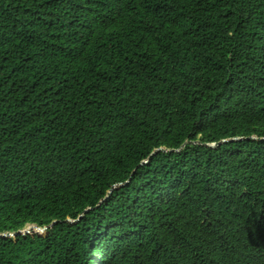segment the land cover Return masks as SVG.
I'll return each mask as SVG.
<instances>
[{
    "label": "trees",
    "instance_id": "1",
    "mask_svg": "<svg viewBox=\"0 0 264 264\" xmlns=\"http://www.w3.org/2000/svg\"><path fill=\"white\" fill-rule=\"evenodd\" d=\"M27 224L0 264H264V0H0V234Z\"/></svg>",
    "mask_w": 264,
    "mask_h": 264
},
{
    "label": "water",
    "instance_id": "2",
    "mask_svg": "<svg viewBox=\"0 0 264 264\" xmlns=\"http://www.w3.org/2000/svg\"><path fill=\"white\" fill-rule=\"evenodd\" d=\"M186 143V142H185ZM184 143V144H185ZM220 142H217V143H212V144H210L211 146H216V145H218ZM183 144V145H184ZM182 145V146H183ZM67 220H69V219H67ZM56 221H53L49 226H51L53 223H55ZM33 227H38V225L37 224H31ZM48 226H44V228L46 229ZM19 233H22V234H25V233H33V232H30V231H28V230H26V231H24V230H18V231H16V232H5V233H2V234H0V235H4V236H15V235H17V234H19Z\"/></svg>",
    "mask_w": 264,
    "mask_h": 264
},
{
    "label": "rangeland",
    "instance_id": "3",
    "mask_svg": "<svg viewBox=\"0 0 264 264\" xmlns=\"http://www.w3.org/2000/svg\"><path fill=\"white\" fill-rule=\"evenodd\" d=\"M28 226H32L31 224H27L25 227H23L21 230H24V231H26V230H28V231H30V232H35V233H40V234H44L45 232H46V229L44 228V227H41V226H38V227H36V228H39L40 229V231H38V230H34L33 228L32 229H28V228H26V227H28Z\"/></svg>",
    "mask_w": 264,
    "mask_h": 264
},
{
    "label": "bare ground",
    "instance_id": "4",
    "mask_svg": "<svg viewBox=\"0 0 264 264\" xmlns=\"http://www.w3.org/2000/svg\"><path fill=\"white\" fill-rule=\"evenodd\" d=\"M26 228H28V229H34V230H38V231H40V229L39 228H36V227H33V226H28V227H26Z\"/></svg>",
    "mask_w": 264,
    "mask_h": 264
}]
</instances>
